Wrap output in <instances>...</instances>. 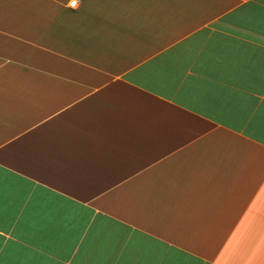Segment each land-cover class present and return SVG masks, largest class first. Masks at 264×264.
Wrapping results in <instances>:
<instances>
[{
	"label": "crops",
	"instance_id": "0c3cea01",
	"mask_svg": "<svg viewBox=\"0 0 264 264\" xmlns=\"http://www.w3.org/2000/svg\"><path fill=\"white\" fill-rule=\"evenodd\" d=\"M0 0V264H264V0Z\"/></svg>",
	"mask_w": 264,
	"mask_h": 264
},
{
	"label": "built area",
	"instance_id": "2783aa9c",
	"mask_svg": "<svg viewBox=\"0 0 264 264\" xmlns=\"http://www.w3.org/2000/svg\"><path fill=\"white\" fill-rule=\"evenodd\" d=\"M77 3H78L77 0H71V1L68 3V7L74 9V8H76Z\"/></svg>",
	"mask_w": 264,
	"mask_h": 264
}]
</instances>
